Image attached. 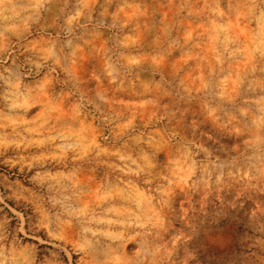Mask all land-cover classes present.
I'll return each instance as SVG.
<instances>
[{
	"label": "rangeland",
	"instance_id": "374dc122",
	"mask_svg": "<svg viewBox=\"0 0 264 264\" xmlns=\"http://www.w3.org/2000/svg\"><path fill=\"white\" fill-rule=\"evenodd\" d=\"M0 264H264V0H0Z\"/></svg>",
	"mask_w": 264,
	"mask_h": 264
}]
</instances>
